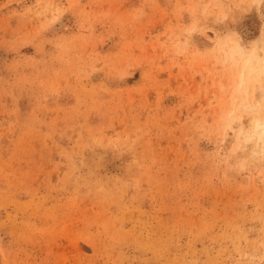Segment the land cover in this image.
<instances>
[{"label": "rangeland", "instance_id": "obj_1", "mask_svg": "<svg viewBox=\"0 0 264 264\" xmlns=\"http://www.w3.org/2000/svg\"><path fill=\"white\" fill-rule=\"evenodd\" d=\"M262 61L264 0H0V264H264Z\"/></svg>", "mask_w": 264, "mask_h": 264}, {"label": "bare ground", "instance_id": "obj_2", "mask_svg": "<svg viewBox=\"0 0 264 264\" xmlns=\"http://www.w3.org/2000/svg\"><path fill=\"white\" fill-rule=\"evenodd\" d=\"M235 45H237V44H235ZM236 48V47H235ZM231 49V48H230ZM236 50H237V48H236ZM244 51V50H243ZM230 53V52H229ZM228 53V54H229ZM233 53V52H232ZM235 54H236V52H234ZM243 53V52H242ZM247 53V52H246ZM238 54H240V53H238ZM234 55V54H233ZM237 56V55H236ZM246 56V55H245ZM228 57H229V55H228ZM243 58V57H242ZM230 59H231V56H230ZM248 59V58H247ZM233 60V59H232ZM231 60V61H232ZM238 60V59H237ZM240 61V60H239ZM253 61V60H252ZM237 63H238V61H236ZM235 62V63H236ZM253 63L251 62V61H247L246 62V64H245V69L248 71L247 72V74H251L253 71H254V67H253V65H252ZM235 65V64H234ZM244 65V64H243ZM260 65H261V83H262V92H261V94H262V99L260 100L261 101V103H263V101H264V61H262V63H260ZM234 67V66H233ZM239 68V67H238ZM238 70V69H237ZM256 70V69H255ZM239 73V72H238ZM234 74V73H233ZM239 74H241V73H239ZM249 76V75H248ZM257 79H255V81H256ZM245 77H244V75H241V79H240V82L238 83V87H236L237 88V90H238V92L239 93H242V94H246V87H245ZM249 85H250V83H249ZM245 87V88H244ZM236 88H235V90H236ZM256 92H257V90H256ZM258 93H259V90H258ZM249 94V93H248ZM236 95V94H235ZM239 95V94H238ZM245 96V95H244ZM246 103V102H245ZM262 106H264L263 104H262ZM247 110V109H246ZM263 121V120H262ZM262 121H260V120H256L255 121V126H256V129H261L262 130V132H264V121L262 122ZM255 131V130H254ZM259 132V131H258ZM254 133V132H253ZM261 133V132H260ZM249 135V134H248ZM254 135V134H253ZM260 135V134H259ZM263 135V134H262ZM261 135V136H262ZM250 136V135H249ZM255 136V135H254ZM259 138V137H258ZM251 139H252V137H251ZM262 141V140H261ZM264 141V140H263Z\"/></svg>", "mask_w": 264, "mask_h": 264}]
</instances>
